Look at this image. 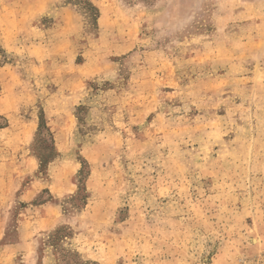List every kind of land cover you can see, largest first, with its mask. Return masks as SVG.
<instances>
[{"label":"rangeland","instance_id":"rangeland-1","mask_svg":"<svg viewBox=\"0 0 264 264\" xmlns=\"http://www.w3.org/2000/svg\"><path fill=\"white\" fill-rule=\"evenodd\" d=\"M262 253L264 0H0V264Z\"/></svg>","mask_w":264,"mask_h":264},{"label":"built area","instance_id":"built-area-1","mask_svg":"<svg viewBox=\"0 0 264 264\" xmlns=\"http://www.w3.org/2000/svg\"><path fill=\"white\" fill-rule=\"evenodd\" d=\"M242 264H264V253L249 260H245Z\"/></svg>","mask_w":264,"mask_h":264},{"label":"trees","instance_id":"trees-1","mask_svg":"<svg viewBox=\"0 0 264 264\" xmlns=\"http://www.w3.org/2000/svg\"><path fill=\"white\" fill-rule=\"evenodd\" d=\"M42 160H43V158H42Z\"/></svg>","mask_w":264,"mask_h":264}]
</instances>
